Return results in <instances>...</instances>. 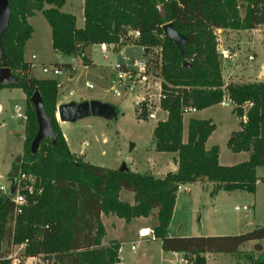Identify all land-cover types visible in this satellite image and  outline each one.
Segmentation results:
<instances>
[{"label": "trees", "instance_id": "trees-1", "mask_svg": "<svg viewBox=\"0 0 264 264\" xmlns=\"http://www.w3.org/2000/svg\"><path fill=\"white\" fill-rule=\"evenodd\" d=\"M238 1L246 4L243 16ZM65 2L8 0L10 18L0 38V67L3 58L17 78L12 86L25 93L27 115L23 156L17 158L21 163L14 161L10 173L11 177L19 172L30 174L35 182L30 193L22 191L25 203L17 215L13 202L0 197V264H11L14 258L22 264L28 257L52 264H117L120 243H102V214L125 222L136 217L155 218L152 230L161 249L183 253L189 264H205V252L243 257L244 264H264L263 257L238 252L244 242L264 239V226L238 235H167L181 185L209 183L211 196L218 191L255 189V168L264 166V80L225 84L215 31L264 25V0H83L82 27L76 26L73 14L61 11ZM36 12L50 27L53 50L67 57L83 53L91 44L112 45L118 50L131 42L150 51L159 49L147 59L161 78L160 106L166 118L156 122L152 139L156 151L175 155V172L155 177L110 169L83 161L70 151L55 118L58 82L33 77L30 64L23 58L24 44L32 34L28 18ZM167 22L187 38L182 54L163 34L162 25ZM131 32L136 35L132 37ZM82 62L86 65L85 55ZM56 66L69 68L68 61ZM2 86L7 85L0 83ZM34 91L41 96L55 139L44 138L31 153L30 143L37 131L29 100ZM224 98L232 102L231 113L238 119V129L230 132L227 147L232 152L248 153L247 160L229 166L218 163V146L205 147L215 129L211 120L190 116L186 142L182 140L183 109H204ZM137 114L145 117V109ZM121 191L132 194V204L119 198ZM22 243L23 253L8 258L10 247ZM255 249L261 251L262 247L256 244Z\"/></svg>", "mask_w": 264, "mask_h": 264}, {"label": "rangeland", "instance_id": "rangeland-1", "mask_svg": "<svg viewBox=\"0 0 264 264\" xmlns=\"http://www.w3.org/2000/svg\"><path fill=\"white\" fill-rule=\"evenodd\" d=\"M238 5L239 13L243 16L246 4L238 1ZM61 11L73 14L78 25L80 27L83 25V0H66ZM29 24L32 27V34L24 44L23 58L25 61L29 59L33 63V74L39 78L54 77L56 80L60 78L65 81L63 91H73L70 98L78 99L79 95L85 97L95 96L100 101L112 105L117 112L116 118L112 119L87 116L73 122H64L62 130L70 151L80 156L83 161L110 169H118L124 164L132 172L149 173L150 171L155 174L170 167L171 164L167 154L156 151L153 145L152 131L159 120L155 121L146 117L154 101L150 96L153 87H138L135 94H127L122 89L114 94L110 90L112 85L110 82L112 74L109 69L110 66L119 62L132 66L135 58L144 56L143 48L131 42L120 46L118 50H113V46L109 45L106 54H104L99 44H91L84 50L89 58L85 55L86 67L81 62L68 79L63 77L69 72H64L63 77L60 75L55 77L50 73H42L39 67L40 64L53 66L66 63L68 59L53 50L50 27L40 12H36L34 16L29 18ZM135 35L134 32H131L132 37ZM215 36L216 42L219 44L220 34L217 33V30ZM240 36V39L242 38V42L239 44L240 50H236L237 52L233 54L231 64L229 60L220 58L223 73H226V66L229 63L238 67L233 71L242 70L241 73L230 75V80L256 79L250 77L247 73L252 66L264 61V33L255 30ZM154 52L158 53L159 49L156 48L154 51H150L146 57L154 56ZM32 54L36 56V59H31ZM250 54L254 57L253 60L248 59ZM261 78H264V74L261 75ZM86 82L91 83L93 88H87L85 86ZM24 96V91L19 87H0V187L3 188V190H0V197H6L7 192L10 190L9 179L11 178L12 163L17 161L18 157L23 156L24 125L27 120ZM140 97H143V99ZM141 100L143 101L137 105L138 107L134 106L136 101ZM16 106L20 108L22 114L25 113V120L16 117L14 109ZM232 107L233 105L225 107L218 103L197 110L194 114L197 118L209 119L214 123L215 129L208 137L206 145L208 147L218 146V163L224 166L234 165L248 159L246 152H232L227 147L230 132L238 129V119L231 113ZM143 108L145 109V117H139L137 113H140ZM158 117L161 120L165 119L166 112L159 111ZM187 121L188 115L185 114L183 115L182 126L183 139L186 138L187 134ZM17 162L18 164L21 163L20 160ZM18 172L19 168L16 174ZM255 173L258 180L253 192L224 191L219 193L216 198L215 195H210L209 187L208 189L198 185L193 187L195 196L193 199L197 200L200 209L190 218L185 203L180 205L181 209L174 215L173 228H170V233H174V228L177 227L176 224L179 219L185 221V224L180 227L179 233H181V236H187L189 234L185 233L192 232L188 225L189 221L197 226L198 232H206L207 229L204 228L208 225L210 227L215 226L217 233L221 235H238L249 232L256 227L264 226V166H257ZM124 194L131 196V193L127 191ZM182 195L187 196L184 193ZM180 198L179 202H181ZM243 206H246L247 209H235V207L242 208ZM205 217H208V219L206 220ZM200 222L203 227L199 231ZM148 224L151 225L152 223ZM139 225H142V223L139 224V222L133 220L129 227H125L124 233H121L123 236L118 264H178L177 260L180 256L170 255L168 260H165L167 255L165 257L159 255L160 247L157 241H154V239H140L136 233V228ZM219 234L215 236H219ZM256 244H262L261 251H256ZM131 245L134 246L135 251L130 248ZM23 250L24 247L21 244H14L10 247V254L19 256L23 253ZM238 252L241 254L251 252L255 258H264V241H246L239 246ZM220 254L219 258L224 261V256H227V253ZM244 261L243 257L239 258L236 255L233 257L234 264H244ZM37 263L52 264L51 261H48V263L43 262L41 258L37 260ZM185 264L189 263L186 262Z\"/></svg>", "mask_w": 264, "mask_h": 264}, {"label": "crops", "instance_id": "crops-1", "mask_svg": "<svg viewBox=\"0 0 264 264\" xmlns=\"http://www.w3.org/2000/svg\"><path fill=\"white\" fill-rule=\"evenodd\" d=\"M61 9H62V7H61ZM29 18H28V22H29ZM75 20H76V17H75ZM76 26L77 27H80L77 22H76ZM261 28H262V30H261ZM255 30L263 31V33H264V25H259L256 28L246 29V30H230V29H218L217 30V33L220 34V37L218 38L220 49H225L228 52H230V54H231V60L230 59H226V60H229L230 61V64H231V61H233V54L235 52H237V51L240 50L239 44H240V42H242V38L240 39V37H241L240 35H243L245 33H248L249 31L250 32L251 31L253 32ZM235 36H238L239 38L238 37H235ZM237 39H239V40H237ZM99 45L101 47V45H103V44H99ZM83 53H84V55H86L85 54V51H83ZM32 55H34V54H32ZM86 57H87V55H86ZM35 59H36V56H35ZM26 61L30 64V66H32V68L34 67L33 66V63L31 62V60L28 59ZM220 63H221V73H222L223 79L225 81V84L228 83V82H230V81H233V82H245V81H263L264 80V78H261V75L264 74V61H261L258 65L252 66V68L247 73V75H249L252 78H256V79H248V80H242V81L230 80V75L233 76V75H236L238 73H241L242 70L241 71H237V72L236 71H233L235 69H238V67L234 66L233 64L230 65L228 63V65L226 66V73H225L226 75H225L223 73L222 61ZM42 64H44V63H41L40 65H42ZM84 67H86V66L84 65ZM32 68H31L30 73H31V75L33 77L38 78V79H50V77H48V78H39V77H36L33 74V72H32ZM239 69H240V67H239ZM74 70L63 69V71L60 74V76H62L64 74V72H69V73L66 74V76H64V75H63L64 77L62 76L63 78L68 79L70 77V74ZM242 73H244V72H242ZM225 77H227V79H225ZM51 79H55L56 80V78H54V77H52ZM57 80L56 81L58 82V88H57V95H56V106L58 104L65 103V102H69V101L80 102V101L91 100V99H98L99 100V98L98 97H95V96L85 97V96H82V95H79L78 96V99L77 98H74V99L73 98H70L71 95L73 94V91H66V92L63 91L62 88H64L65 81H63L60 78H58ZM69 92H71V94H69ZM24 97L26 99V96H24ZM196 112H197V110H195L194 112H190V113H188L186 115H188V118L190 116L195 117L194 114ZM195 118H197V117H195ZM198 119H203V118H198ZM57 121L59 123V127L61 129V132H62V134H63V136H64V138L66 140V136L64 135V132L62 130V128H63L62 127V124L64 122H60L58 119H57ZM186 139H187V134H186V138L185 139L182 138L183 142H186ZM206 143H207V140L205 142V147L206 148L211 147V146L208 147L206 145ZM165 154H167L168 160H169V163L171 164V166L170 167H167V168L163 169L162 171H159V172H157L155 174H152V172L149 171V173L151 175H153L155 177H163L167 173L175 172L177 170V163L175 161V155L174 154H170V153H165ZM247 158H248V153H247ZM170 164H168V165H170ZM197 185L198 186H201L204 189H208V187H209V190H210V188H211V185L209 183H203V184H201V183L186 184V185H181L178 188V190L176 192V198H175V202H174L172 216H171L170 222L168 224V229H167V235L168 236H181L180 235L181 233H179L180 232V227H182V225L185 224V221L183 219L177 220V224H176L177 227L174 228V231H173L174 233H170V228L171 227L173 228V226H172L173 225L172 224L173 222L172 221L174 220V215H175L176 212H178L181 209V206L180 205H183L185 203L186 211H187V213H189L190 218H191V215L196 214V212L199 211L200 208H199L198 202H197V200L193 199V198H195L194 192H193V190H194L193 187H195ZM124 192L125 191H121L119 193V198L121 200H123V201H126V202L132 204V202H133L132 194L129 197L126 194H124ZM221 192H224V191H218L215 194V197L217 198V195H219V193H221ZM182 193H184V195H187V196H183ZM179 198L181 199V202H179L180 201ZM216 205H218V204H216ZM208 217H205V219L207 220ZM135 219H138V220H135ZM133 220L139 222V224L142 223V225H139L136 228V233H138V230L139 229H145V228L153 229V227L157 223L156 219L153 218V217H146V218L145 217H136V218L130 219V221H128V222H125L122 218H119L117 216H114V215H111V214H107V215L102 214L101 215V221H102V224H103V227H104V236H103V239H102V243L106 244L110 240H116V241H118L121 244L122 243V236H123V235H121V233L122 234L124 233L123 230L126 229L125 227H129L131 225V223H132ZM148 223H152V224L149 225ZM199 224H200L199 225V231H200V230H202L201 228L203 227V225L201 224V222ZM188 225L191 228L192 232L191 233H185V234H189L187 236H199V235H203V236H215V235H218L219 234V233H217V228L215 226L210 227V226L207 225L204 228V229H207L206 232H198L197 226L193 222L189 221V224ZM193 230H195V231H193ZM219 235H221V234H219ZM137 236H138V234H137ZM183 236H185V235H183ZM140 239H142V240L143 239L149 240L150 237L140 238ZM154 241H157L159 243V247H160L159 248L160 249L159 250V255L161 257H165L167 255V258L165 260H168V257L170 255H178V257L180 256L178 258V260L184 259L183 258L184 257L183 256V253H180V252H165V251H163L161 249V242H160V240L154 238ZM260 241H264V239H261ZM261 247H262V244H261ZM120 248L121 247H119L118 255H119V252H120ZM133 251H135V248L133 249ZM220 255H221L220 253L205 252L203 254V256L205 258V264H234V262H233V257L234 256L233 255L231 256V254H228L227 253L226 254L227 256H224V258H225L224 261L221 258H219ZM16 259H18V258H16ZM37 260H39V258L28 257V258H26V259L23 260V263L22 264H35L37 262ZM178 260H177V262H178ZM119 261H120V257H119Z\"/></svg>", "mask_w": 264, "mask_h": 264}, {"label": "built area", "instance_id": "built-area-1", "mask_svg": "<svg viewBox=\"0 0 264 264\" xmlns=\"http://www.w3.org/2000/svg\"><path fill=\"white\" fill-rule=\"evenodd\" d=\"M101 51L106 54L107 52V46L101 45ZM217 51H219V55L222 59H231L230 53L225 49H220L219 44H217ZM84 53H79L77 55H73L70 57H67L68 59V65L70 70H74L76 66L82 62ZM31 59L34 60L35 56L31 55ZM249 60H253L254 57L250 54L248 55ZM32 68V66H30ZM42 73H50L53 76H59L63 69L59 68V66L56 65H45L42 64L39 66ZM112 72L110 77L111 87L110 90L117 94L119 92V89H122L127 94H135L137 93L138 87L146 86V87H153V91L151 92L150 96L152 97V100H154L152 103V106H150L148 113L146 114L147 118L153 119V120H161L158 117V112L162 110L160 106V101L162 99V92H161V78L156 75L155 69L153 66V63L147 59V57L142 56L140 58H135L133 60V65L130 66L126 63H116L109 68ZM85 86L87 88H93V85L91 83L86 82ZM71 94V92H69ZM139 99L138 97H136ZM141 98V97H140ZM143 99V97L141 98ZM143 100L139 102H135L136 107L139 103H141ZM225 107H230L232 105V102L228 98L222 99L220 102ZM16 117L20 120H25L26 116L25 114H22L20 112L19 107H15ZM195 109L192 107L184 108L182 111V114H188L190 112H194ZM9 180L10 184H14V190L12 193L7 192L6 198L9 199L14 204V215H17L22 210V205L25 203V196L22 193V191L26 190L29 193L34 188V182L35 178L30 174H25L22 172H19L17 176L11 177ZM179 188V187H178ZM0 190H3L2 187H0ZM236 210H246L247 207L243 206L242 208L235 207ZM145 231V232H144ZM138 236L140 238H147L150 237V239H154L153 230L150 228L145 229H139L138 230ZM21 246L23 247L24 244L22 243ZM130 248L133 250L134 246L131 245ZM12 256L9 254L7 256L8 258ZM16 260V262H15ZM185 259L178 260V264H185ZM19 260L14 258L11 260V264H18Z\"/></svg>", "mask_w": 264, "mask_h": 264}, {"label": "water", "instance_id": "water-1", "mask_svg": "<svg viewBox=\"0 0 264 264\" xmlns=\"http://www.w3.org/2000/svg\"><path fill=\"white\" fill-rule=\"evenodd\" d=\"M10 18V10L8 0H0V38L8 26ZM162 31L164 36L172 42L182 54L184 51L185 44L187 42L186 36L179 33L171 22H167L162 25ZM150 48L143 47V53L148 54ZM63 57L67 56L62 54ZM0 57L2 52L0 49ZM0 83L12 86L17 83V78L11 72L10 68L5 65V61L2 58V66L0 67ZM30 102L34 108L35 117L37 121V131L30 143V152L35 153L38 149L39 143L44 138H52L54 141L55 133L51 128L50 118L45 113L42 105L41 96L38 91H34L29 97ZM117 112L115 108L109 103L91 99L80 102L69 101L58 104L56 106L55 118L60 122H73L77 119H81L87 116H98L106 119L116 118ZM119 170L128 169L126 165L122 164ZM12 181V180H10ZM14 190V184L10 186V193Z\"/></svg>", "mask_w": 264, "mask_h": 264}, {"label": "bare ground", "instance_id": "bare-ground-1", "mask_svg": "<svg viewBox=\"0 0 264 264\" xmlns=\"http://www.w3.org/2000/svg\"><path fill=\"white\" fill-rule=\"evenodd\" d=\"M145 232V231H144Z\"/></svg>", "mask_w": 264, "mask_h": 264}]
</instances>
